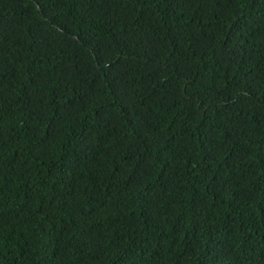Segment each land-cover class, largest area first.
I'll use <instances>...</instances> for the list:
<instances>
[{
  "label": "trees",
  "instance_id": "obj_1",
  "mask_svg": "<svg viewBox=\"0 0 264 264\" xmlns=\"http://www.w3.org/2000/svg\"><path fill=\"white\" fill-rule=\"evenodd\" d=\"M0 264H264V0H0Z\"/></svg>",
  "mask_w": 264,
  "mask_h": 264
}]
</instances>
